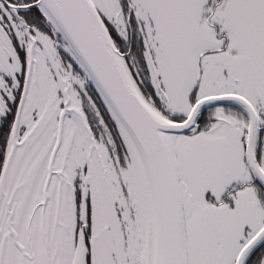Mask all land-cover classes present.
<instances>
[{
    "label": "snow or ice",
    "instance_id": "snow-or-ice-1",
    "mask_svg": "<svg viewBox=\"0 0 264 264\" xmlns=\"http://www.w3.org/2000/svg\"><path fill=\"white\" fill-rule=\"evenodd\" d=\"M0 264H264V0H0Z\"/></svg>",
    "mask_w": 264,
    "mask_h": 264
}]
</instances>
